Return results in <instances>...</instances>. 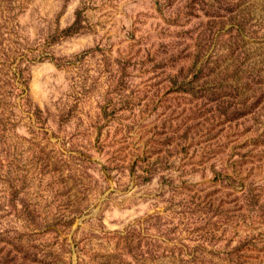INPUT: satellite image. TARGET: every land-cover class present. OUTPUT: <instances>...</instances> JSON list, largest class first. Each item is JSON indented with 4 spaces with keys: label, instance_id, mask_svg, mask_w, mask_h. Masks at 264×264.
Returning a JSON list of instances; mask_svg holds the SVG:
<instances>
[{
    "label": "rangeland",
    "instance_id": "rangeland-1",
    "mask_svg": "<svg viewBox=\"0 0 264 264\" xmlns=\"http://www.w3.org/2000/svg\"><path fill=\"white\" fill-rule=\"evenodd\" d=\"M0 264H264V0H0Z\"/></svg>",
    "mask_w": 264,
    "mask_h": 264
}]
</instances>
